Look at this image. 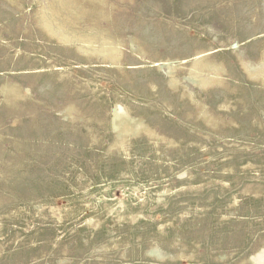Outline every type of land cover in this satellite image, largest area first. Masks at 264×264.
<instances>
[{
    "label": "rangeland",
    "instance_id": "374dc122",
    "mask_svg": "<svg viewBox=\"0 0 264 264\" xmlns=\"http://www.w3.org/2000/svg\"><path fill=\"white\" fill-rule=\"evenodd\" d=\"M263 58L264 0H0V264H264Z\"/></svg>",
    "mask_w": 264,
    "mask_h": 264
},
{
    "label": "bare ground",
    "instance_id": "6f19581e",
    "mask_svg": "<svg viewBox=\"0 0 264 264\" xmlns=\"http://www.w3.org/2000/svg\"><path fill=\"white\" fill-rule=\"evenodd\" d=\"M90 43H91V40L89 42H87V45H89ZM101 43H103V46L106 47V45H107L106 41L101 42ZM202 61L203 60H200V59L195 60L193 63V66H192V70L190 71V76L192 77V79L195 80L201 86H203V83L200 81V77H201L200 72L204 71V68H205L204 62H202ZM262 63L264 64V58H263ZM258 67H260V65L256 66V68H258ZM169 71L171 73L173 70L170 69ZM115 119L118 120L117 124H118L119 129L121 126H124V125H128V127H129L127 130H124V131H123V129H120V136H122V135L127 136L138 125V123L132 124V122H131L132 120L128 115L123 116V115L116 113Z\"/></svg>",
    "mask_w": 264,
    "mask_h": 264
}]
</instances>
